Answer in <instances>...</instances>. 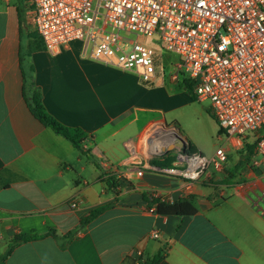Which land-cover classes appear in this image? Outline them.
<instances>
[{"label": "crops", "instance_id": "0c3cea01", "mask_svg": "<svg viewBox=\"0 0 264 264\" xmlns=\"http://www.w3.org/2000/svg\"><path fill=\"white\" fill-rule=\"evenodd\" d=\"M178 61L161 60L166 70L146 83L95 61L81 40L48 51L29 1L0 0V257L15 236L40 237L0 264H264V157L250 154L254 134L226 135L221 173L187 181L151 169L174 167L183 143L204 155L174 125L195 103L171 80ZM37 96L58 123L86 133L83 150L34 115ZM162 136L170 140L157 143ZM184 198L194 216L151 212Z\"/></svg>", "mask_w": 264, "mask_h": 264}, {"label": "built area", "instance_id": "2783aa9c", "mask_svg": "<svg viewBox=\"0 0 264 264\" xmlns=\"http://www.w3.org/2000/svg\"><path fill=\"white\" fill-rule=\"evenodd\" d=\"M28 1L33 29L48 51L81 40L95 61L146 83L159 68L166 70L159 50L144 43L157 36L166 51L179 56L171 80L209 101L230 139L254 134L255 153L264 157V0ZM182 148L174 167L151 169L197 181L210 168L223 172L228 161L224 148L212 158L186 143ZM102 166L109 169L108 163Z\"/></svg>", "mask_w": 264, "mask_h": 264}, {"label": "rangeland", "instance_id": "374dc122", "mask_svg": "<svg viewBox=\"0 0 264 264\" xmlns=\"http://www.w3.org/2000/svg\"><path fill=\"white\" fill-rule=\"evenodd\" d=\"M144 43L159 50L164 56L163 64L168 63L169 59L177 60L179 58V56L166 51L157 36L146 38ZM194 98V104L176 113L177 123L174 125L178 132L189 140L192 148L211 158L219 148L224 146L227 136L222 132L212 113L211 103L209 101L201 102L195 96ZM179 133L177 134L179 135ZM169 140L170 137L164 136L156 142L164 143Z\"/></svg>", "mask_w": 264, "mask_h": 264}, {"label": "trees", "instance_id": "16d2710c", "mask_svg": "<svg viewBox=\"0 0 264 264\" xmlns=\"http://www.w3.org/2000/svg\"><path fill=\"white\" fill-rule=\"evenodd\" d=\"M189 89V87H188ZM35 107L33 108V113L34 115L43 122L44 125L47 127L52 128L57 134L64 136L67 138L69 141H71L77 148L83 150L82 145L84 140L86 139V133L82 131L81 129H74V128H68L60 123H58L52 116H50L43 104L41 103L40 97L37 96L35 97ZM222 130V129H221ZM222 132H224L222 130ZM255 146H252L250 148V154H252ZM111 186H115V179L111 178ZM157 207L155 212L158 215L161 216H179V217H191L194 216L197 213V209L193 204V199L192 198H184L181 200H178L177 202L169 203L165 201H158L156 203ZM108 207H103L94 210L91 212V214L84 218L81 222L80 229L88 226L90 223H92L96 218H98L104 211L107 210ZM49 236H53L57 238V235L54 231H51ZM72 235H67L66 239H70ZM40 238L39 236H15L11 242L10 248L8 252L6 253L5 256L0 257V262L5 261L12 253L13 249L21 244V243H26L31 240H35ZM163 257H157L155 258L151 264H158V262L162 259Z\"/></svg>", "mask_w": 264, "mask_h": 264}]
</instances>
